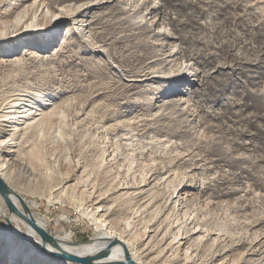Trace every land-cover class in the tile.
I'll use <instances>...</instances> for the list:
<instances>
[{
	"label": "rangeland",
	"instance_id": "1",
	"mask_svg": "<svg viewBox=\"0 0 264 264\" xmlns=\"http://www.w3.org/2000/svg\"><path fill=\"white\" fill-rule=\"evenodd\" d=\"M14 101L33 120L0 122V158L48 234L264 264V0H0V116ZM5 223L0 264H57Z\"/></svg>",
	"mask_w": 264,
	"mask_h": 264
},
{
	"label": "bare ground",
	"instance_id": "2",
	"mask_svg": "<svg viewBox=\"0 0 264 264\" xmlns=\"http://www.w3.org/2000/svg\"><path fill=\"white\" fill-rule=\"evenodd\" d=\"M88 6H89V4H88ZM88 8L89 7H86V8L82 7V9L77 14V17L81 16L80 13L82 11H84V9L86 10ZM60 17H61L60 15H56L53 18L54 19H58ZM61 20H62V18L58 19V21H61ZM36 32H39V31H36ZM23 34H24V32H19V33H16L14 37H22ZM10 38H13V36L10 37ZM8 105H9L8 106L9 111L7 113H9V114H7L8 116L7 115L0 116V122H2V123L3 122L14 123V122H16L18 120H20V121H22V120L27 121L28 120V122H26V124L32 123V122L29 121V120H33V116H31L32 112H30V111H28V113H25L24 111L23 112H18L17 111L18 104L15 101L10 103V104H8ZM4 142H5V144H0V154L11 155L10 156L11 159L15 160V158H14L15 155L12 154L14 152L10 150L13 146H11L9 144L7 145V141H4ZM0 178L2 179V181L6 184V186L15 195V196H10V199H11L12 203L14 204V206L16 207V209L18 210V212L20 214L24 215L25 217L29 218L36 226H38L39 228L44 230L45 225H44L43 221L41 220V218L39 216L35 215L32 212L31 208L29 210V208L24 203L25 206L27 207V213H25L24 210L22 209L19 201L16 198V197H20V193H19L18 189L16 187H14L13 179H12L10 173L8 171H6V167L2 164L1 158H0ZM0 201L3 202L1 198H0ZM30 212H31V214H30ZM8 216L9 217H5L4 216V214L1 212V207H0V217H3V219L6 222L5 223L6 227L4 226L3 229L1 230V232L6 236V238L9 240L10 244L12 242H14V243L17 242L18 245H21L23 247H25V246L29 247V249H30L29 253H31L33 251L36 252L33 248L30 247V245H31L32 247H34L35 249L41 251L42 253H44L46 255H50V256L56 257V258H58L56 256L57 254H62V253H67V254H70V255H77V256H88V255H93L97 251H99L102 248H104L108 244V242L113 240V239H117V240H119V241H121L123 243V241L120 238L116 237L112 232H110L107 229L103 228L102 226L100 227V225H98L96 227L97 233L101 234V235L100 236H95L94 239H91L90 242H88L86 244L85 243L84 244H78V243L75 244L73 241L68 240V236L53 237L51 235L54 238V241H55V243L57 245L56 247H53V246H51V245H49L47 243H42L41 239L32 230V228L25 221L20 219L18 216L14 215V214H10L9 212H8ZM11 224L13 225V227L11 226ZM19 240L21 242H24V243L19 242ZM27 244H30V245H27ZM77 247H80L83 252L82 253H77V252L71 251V249H70V248H77ZM126 248H127L128 253L130 254L131 260L135 264H142L140 262V259H138V257H136V255L134 254L132 249L131 248H130V250L128 249L129 248L128 245L126 246ZM9 252H10V255L12 254L13 256L17 254L15 251H12V250H10ZM37 254H38V252H37ZM39 255H41V254H39ZM3 256L0 255V259H2ZM41 259H45V260H48V261L50 260L51 263H57V264H62L63 263V262H61L63 260L60 259V258H58V259L61 260V261L55 260V259H50V257H46V256H45V258H41ZM122 259H123L122 249L120 247H116L115 249L112 250L110 258L108 260H106V261H112L113 262V261H121ZM10 264H15V262L11 261ZM18 264H21V262H19ZM63 264H74V263L65 261Z\"/></svg>",
	"mask_w": 264,
	"mask_h": 264
},
{
	"label": "water",
	"instance_id": "3",
	"mask_svg": "<svg viewBox=\"0 0 264 264\" xmlns=\"http://www.w3.org/2000/svg\"><path fill=\"white\" fill-rule=\"evenodd\" d=\"M10 196H15V195L0 178V198L2 199L7 211L10 214H14L23 221H25L32 228V230L39 236L42 243H47L53 247H56L57 245L54 241V238L51 235H49L46 231L36 226L29 218L25 217L24 215L18 212V210L12 203ZM16 198L19 201L24 212L27 213V207L25 206L24 201L20 197H16ZM116 247H120L122 249L123 259L121 261H113V262L106 261L110 258L112 250L115 249ZM56 256L62 259L63 261H68L74 264H135L131 260L130 254L128 253L126 246L117 239H113L109 241L104 248L97 251L93 255L77 256V255L62 253V254H57Z\"/></svg>",
	"mask_w": 264,
	"mask_h": 264
}]
</instances>
